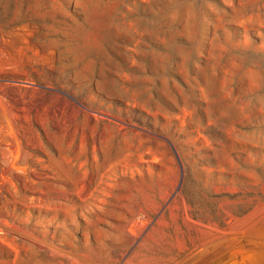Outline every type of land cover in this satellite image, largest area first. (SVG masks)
Returning a JSON list of instances; mask_svg holds the SVG:
<instances>
[{"label": "rangeland", "instance_id": "1", "mask_svg": "<svg viewBox=\"0 0 264 264\" xmlns=\"http://www.w3.org/2000/svg\"><path fill=\"white\" fill-rule=\"evenodd\" d=\"M0 264H264V0H0Z\"/></svg>", "mask_w": 264, "mask_h": 264}]
</instances>
